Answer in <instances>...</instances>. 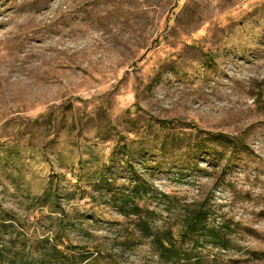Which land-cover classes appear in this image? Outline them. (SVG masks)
<instances>
[{"label":"rangeland","instance_id":"374dc122","mask_svg":"<svg viewBox=\"0 0 264 264\" xmlns=\"http://www.w3.org/2000/svg\"><path fill=\"white\" fill-rule=\"evenodd\" d=\"M137 186L153 227L205 202L229 247H120ZM61 234L82 264H264V0H0V264Z\"/></svg>","mask_w":264,"mask_h":264},{"label":"trees","instance_id":"16d2710c","mask_svg":"<svg viewBox=\"0 0 264 264\" xmlns=\"http://www.w3.org/2000/svg\"><path fill=\"white\" fill-rule=\"evenodd\" d=\"M163 125L169 126L172 121L163 120ZM189 125V124H188ZM190 126V125H189ZM236 144V141H231ZM148 190L143 186H137L131 191V198H121L119 210L126 218L134 215L135 218L124 228L123 239L120 247L128 248L138 241L150 242L152 251L160 260L188 261L196 256L195 248L184 249V244L189 239L211 237V241L217 242L221 247H229L230 240L225 238L219 229L210 226V210L205 202L199 203L195 208L188 209L186 214L166 228H155L152 223L156 212L146 206H141L138 200L146 195ZM168 197V195H165ZM63 234L52 239V250L49 253L48 264H82L87 261L93 251L88 246H66V251L57 242L62 243ZM181 242V244H179ZM198 240H196V243ZM45 260L41 261L44 264ZM20 264H32L29 258L24 257Z\"/></svg>","mask_w":264,"mask_h":264}]
</instances>
